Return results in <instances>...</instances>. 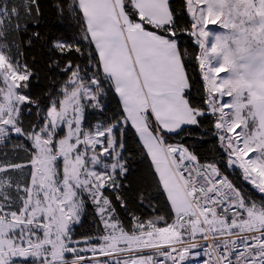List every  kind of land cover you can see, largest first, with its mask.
<instances>
[{"label":"snow or ice","instance_id":"obj_1","mask_svg":"<svg viewBox=\"0 0 264 264\" xmlns=\"http://www.w3.org/2000/svg\"><path fill=\"white\" fill-rule=\"evenodd\" d=\"M0 264H264V0H0Z\"/></svg>","mask_w":264,"mask_h":264},{"label":"trees","instance_id":"obj_2","mask_svg":"<svg viewBox=\"0 0 264 264\" xmlns=\"http://www.w3.org/2000/svg\"><path fill=\"white\" fill-rule=\"evenodd\" d=\"M53 24H55V21H52ZM91 227L90 223L86 224L83 230H88Z\"/></svg>","mask_w":264,"mask_h":264}]
</instances>
